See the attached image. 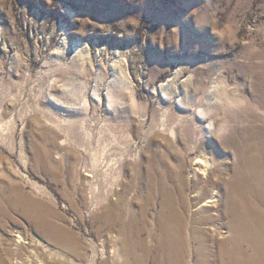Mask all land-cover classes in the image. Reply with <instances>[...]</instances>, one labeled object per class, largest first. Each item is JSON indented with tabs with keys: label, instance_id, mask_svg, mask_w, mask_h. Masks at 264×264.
<instances>
[{
	"label": "rangeland",
	"instance_id": "obj_1",
	"mask_svg": "<svg viewBox=\"0 0 264 264\" xmlns=\"http://www.w3.org/2000/svg\"><path fill=\"white\" fill-rule=\"evenodd\" d=\"M202 106L226 129L205 134ZM252 126L260 140L264 0H0V183L38 198L32 221L0 215V256L133 264L101 207L140 212L151 159L188 175L190 145L232 163L220 140Z\"/></svg>",
	"mask_w": 264,
	"mask_h": 264
},
{
	"label": "bare ground",
	"instance_id": "obj_2",
	"mask_svg": "<svg viewBox=\"0 0 264 264\" xmlns=\"http://www.w3.org/2000/svg\"><path fill=\"white\" fill-rule=\"evenodd\" d=\"M169 85L170 80L161 85L168 97ZM108 90L107 105L112 108L115 101ZM223 92L215 84L209 93L219 101ZM179 103L184 104V99ZM208 112L203 106L197 111L205 134L226 129L215 128L214 119L202 122ZM255 130L243 128L234 137L220 140L221 147L231 152L232 163L219 154L218 160L212 159L207 151L218 152V148H206L205 141L199 149L186 147L187 155L196 153L188 175L182 157L176 168L168 167L163 156L160 162L151 159L140 212L123 210L114 198L116 202L109 200L101 207L97 219L104 228L119 233L113 237L126 244L133 264H264V128H258L262 137L256 141ZM6 182L0 183V215L17 211L34 220L38 198L10 177ZM4 260L0 256V264Z\"/></svg>",
	"mask_w": 264,
	"mask_h": 264
}]
</instances>
